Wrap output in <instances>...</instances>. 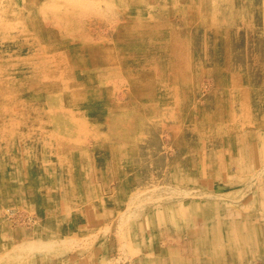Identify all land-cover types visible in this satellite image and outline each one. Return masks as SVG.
I'll list each match as a JSON object with an SVG mask.
<instances>
[{"label":"rangeland","instance_id":"374dc122","mask_svg":"<svg viewBox=\"0 0 264 264\" xmlns=\"http://www.w3.org/2000/svg\"><path fill=\"white\" fill-rule=\"evenodd\" d=\"M0 264H264V0H0Z\"/></svg>","mask_w":264,"mask_h":264},{"label":"bare ground","instance_id":"6f19581e","mask_svg":"<svg viewBox=\"0 0 264 264\" xmlns=\"http://www.w3.org/2000/svg\"><path fill=\"white\" fill-rule=\"evenodd\" d=\"M137 24H138V23H137ZM130 25H132V24H130ZM129 28H131V27H129ZM133 29H134V28H133ZM133 31H134V30H133ZM114 50H115V49H114ZM173 52H174V50H173ZM115 54H116V53H115ZM185 59H186V58H185ZM185 59H184V60H185ZM185 62H186V60H185ZM53 68H54V67H53ZM61 101H62V100H61ZM140 103H141V102H140ZM77 133H78V132H77Z\"/></svg>","mask_w":264,"mask_h":264}]
</instances>
